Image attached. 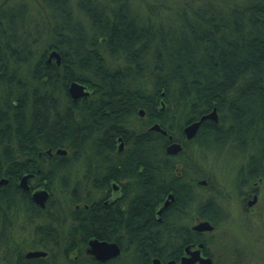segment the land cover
Instances as JSON below:
<instances>
[{"label": "trees", "instance_id": "1", "mask_svg": "<svg viewBox=\"0 0 264 264\" xmlns=\"http://www.w3.org/2000/svg\"><path fill=\"white\" fill-rule=\"evenodd\" d=\"M37 1L31 12L23 0H0V178H8L0 186V264H152L163 255L154 208L172 175L165 147L186 142L184 126L215 108L218 120L201 122L193 146L241 140L243 151L257 147L261 165L264 0ZM52 50L59 64L47 59ZM71 81L89 93L73 99ZM119 136L129 157L123 170L140 192H131L126 230L117 231L122 213L111 221L106 207H93L92 159ZM26 173L31 190L49 191L44 208L18 186ZM91 237L116 240L120 254L94 259L85 252ZM30 249L47 253L27 258Z\"/></svg>", "mask_w": 264, "mask_h": 264}, {"label": "flooded vegetation", "instance_id": "2", "mask_svg": "<svg viewBox=\"0 0 264 264\" xmlns=\"http://www.w3.org/2000/svg\"><path fill=\"white\" fill-rule=\"evenodd\" d=\"M108 119L105 116L100 121L102 125L107 124L106 130L111 128ZM206 120L214 121L208 118L203 121ZM224 127L227 128L226 125ZM192 138L179 142L181 149L164 158L172 169V175L170 191L155 206L151 223L160 241L157 249L163 253L162 258L156 257L161 264H180L181 258L192 256L199 249L200 258L208 260L204 264H258V259H264V157L258 165L257 147L243 151L245 142L241 140L204 139L196 141L194 147ZM100 146H97L98 156L92 159L93 184L98 191L95 201L98 204L93 207H106L111 221L115 210L121 212L122 224L117 231L120 228L126 230L128 212L134 199L130 194L140 192L139 185L138 189L134 185L130 187L132 180L128 170H123L127 169L124 164L129 162L127 141L119 136L112 145ZM227 152L238 154V160L230 167L233 173L229 180L217 175L220 158ZM247 152L252 153L247 155ZM142 169L140 165L137 172H142ZM82 186L78 193H83ZM32 190L29 185V196ZM169 194V202L163 206ZM82 207L87 208L88 205H76L77 209ZM201 221H208L212 228L195 230L194 225ZM1 223L3 220L0 229ZM125 238L124 235L121 237ZM109 241L118 244L116 240ZM192 264L200 262L195 260Z\"/></svg>", "mask_w": 264, "mask_h": 264}, {"label": "water", "instance_id": "3", "mask_svg": "<svg viewBox=\"0 0 264 264\" xmlns=\"http://www.w3.org/2000/svg\"><path fill=\"white\" fill-rule=\"evenodd\" d=\"M54 58L56 63H60V55L56 50H52L48 54V60ZM68 93L73 99H77L79 97L85 96L89 93V91L86 89V86L84 84H81L77 81H71L68 84L67 87ZM140 115H143V110L140 109L138 112ZM212 119L214 121L217 120V112L216 109L213 108L209 113L202 115L198 120L193 121L192 123L187 124L183 128V133L186 137V139L192 138L201 122L205 119ZM151 130L160 131L162 134H166V131L162 129L159 124L154 123L149 127ZM169 139H171V136H169ZM181 149V144L177 141H172L167 144L166 146V152L168 154H175ZM48 152L50 153V149H48ZM57 154H65L66 150L62 148L56 149ZM31 176V174L26 173L22 175L19 179L18 186L24 190H29V184H28V178ZM7 183V178L1 177L0 178V186ZM49 197V191L44 187L35 188L32 190L30 198L31 200L39 205L41 208L45 207V203ZM171 195L169 194L164 201L163 206H166L169 202ZM195 230H205V229H211L212 225L208 221H201L198 224L194 225L193 227ZM86 254L92 256L94 259L105 262L111 258L117 257L121 250L120 246L115 241H109L106 239H99L97 237H91L87 241V245L85 247ZM46 251L43 249H30L25 252V257L27 258H36V257H43L46 255ZM198 253V255H197ZM195 260H198L200 264L206 263V258H200L199 256V249H196L192 256L189 257H183L180 260V264H192L195 262ZM172 263V261H170ZM152 264H161L160 259L157 257H154L152 259Z\"/></svg>", "mask_w": 264, "mask_h": 264}, {"label": "rangeland", "instance_id": "4", "mask_svg": "<svg viewBox=\"0 0 264 264\" xmlns=\"http://www.w3.org/2000/svg\"><path fill=\"white\" fill-rule=\"evenodd\" d=\"M13 1L16 2V1H21V0H13ZM23 1L27 2L28 8L31 12H32V10L36 11L39 7L37 0H23ZM129 1L132 3V6H133L134 4L137 5L140 1L143 3L144 0H129ZM143 5H144V3H143ZM139 8H140V12L143 13L144 12V6L141 5V6H139ZM237 155H235L231 152H227V153L222 155V157L220 158L221 159V165L218 168V174H217V175H219L218 177L223 178L225 180H229L231 178L233 170H230V167L233 166L236 163V161L238 160ZM218 177L217 178L215 177V178L220 182L221 180H219L220 178H218ZM263 183H264V179H263ZM258 257H260V256L258 255ZM259 261L262 264H264V259H258L257 260L258 264H260Z\"/></svg>", "mask_w": 264, "mask_h": 264}]
</instances>
